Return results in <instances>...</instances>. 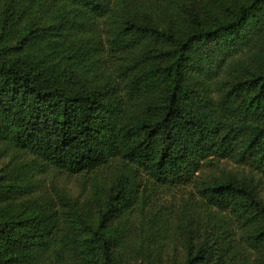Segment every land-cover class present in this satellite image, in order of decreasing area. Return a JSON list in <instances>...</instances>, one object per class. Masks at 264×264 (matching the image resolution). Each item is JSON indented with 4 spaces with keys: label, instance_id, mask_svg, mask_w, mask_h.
<instances>
[{
    "label": "trees",
    "instance_id": "trees-1",
    "mask_svg": "<svg viewBox=\"0 0 264 264\" xmlns=\"http://www.w3.org/2000/svg\"><path fill=\"white\" fill-rule=\"evenodd\" d=\"M2 157L0 264H264V0H0Z\"/></svg>",
    "mask_w": 264,
    "mask_h": 264
},
{
    "label": "rangeland",
    "instance_id": "rangeland-1",
    "mask_svg": "<svg viewBox=\"0 0 264 264\" xmlns=\"http://www.w3.org/2000/svg\"><path fill=\"white\" fill-rule=\"evenodd\" d=\"M5 157L0 158V161L3 163V160ZM7 159V158H6ZM221 169L224 168L229 171H237L241 170L240 167L235 165L232 162H222L220 164ZM218 173H221L218 171ZM258 179H261V190L262 194L264 195V176L263 175H258ZM46 182L49 186V189L52 190L53 183L57 184V186L61 189H67L70 190L71 193L75 197H79L81 201L86 199V196L90 191L91 188V182L85 180L82 177L79 176H73L70 177L66 173H61V172H55L51 171L47 174L46 176ZM192 190L191 185H186L185 187L181 188H174V189H168V188H161L160 193L157 194V208L165 209V210H171L173 211L176 208L181 207L183 204L185 198L189 195V192ZM52 192V191H51ZM156 195V194H155ZM155 197V196H154ZM143 219L139 211H136L130 216L129 226L131 227L132 232H136L140 229L139 223ZM182 229L178 228L179 232V237H181V232ZM175 244L179 247L178 251L182 255H184V249L180 243L179 240L175 241ZM175 253V251H174Z\"/></svg>",
    "mask_w": 264,
    "mask_h": 264
}]
</instances>
